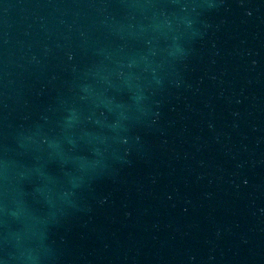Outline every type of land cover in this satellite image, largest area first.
Instances as JSON below:
<instances>
[{
    "label": "water",
    "instance_id": "water-1",
    "mask_svg": "<svg viewBox=\"0 0 264 264\" xmlns=\"http://www.w3.org/2000/svg\"><path fill=\"white\" fill-rule=\"evenodd\" d=\"M0 264H264V0H0Z\"/></svg>",
    "mask_w": 264,
    "mask_h": 264
}]
</instances>
